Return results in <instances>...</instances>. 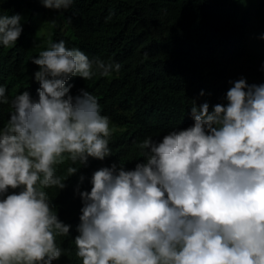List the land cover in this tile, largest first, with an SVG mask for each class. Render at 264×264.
Returning <instances> with one entry per match:
<instances>
[{
    "label": "clouds",
    "instance_id": "9594fccd",
    "mask_svg": "<svg viewBox=\"0 0 264 264\" xmlns=\"http://www.w3.org/2000/svg\"><path fill=\"white\" fill-rule=\"evenodd\" d=\"M40 2L59 11L75 0ZM21 19L0 14V45L16 44ZM31 62L39 67L38 100L28 91L9 100L0 86V105L11 109L0 125V264L60 259L56 238L70 225L45 189H63L74 165L112 154L110 117L89 91L73 96L68 81L108 77L121 64L90 60L62 40ZM230 83L226 105L210 111L192 101V126L135 144L134 169L114 163L93 173L91 191L79 193L81 264H264V84ZM66 160L67 175H58L55 166ZM9 188L21 190L5 197Z\"/></svg>",
    "mask_w": 264,
    "mask_h": 264
},
{
    "label": "trees",
    "instance_id": "16d2710c",
    "mask_svg": "<svg viewBox=\"0 0 264 264\" xmlns=\"http://www.w3.org/2000/svg\"><path fill=\"white\" fill-rule=\"evenodd\" d=\"M0 14L22 18L16 44L0 45V86L9 100L23 91L38 100L39 67L31 60L49 41L62 40L90 60L121 64L108 77L68 81L73 96L81 89L96 96L114 133L110 156L89 157L86 166L74 165L77 172L65 178L63 189H45L53 212L70 225L67 236L56 238L64 252L53 264H81L74 244L83 207L79 193L91 191L95 171L114 163L134 169L135 144L193 125L192 101L207 102L211 111L227 104L230 82L264 84V0H75L59 11L40 0H0ZM10 111L0 105V125ZM70 164L56 165L57 174L66 176ZM20 190L9 188L5 197Z\"/></svg>",
    "mask_w": 264,
    "mask_h": 264
}]
</instances>
